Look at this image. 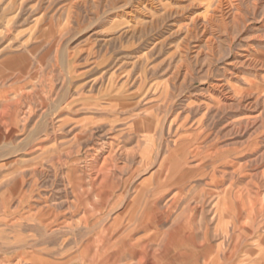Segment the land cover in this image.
I'll list each match as a JSON object with an SVG mask.
<instances>
[{
	"label": "rangeland",
	"instance_id": "rangeland-1",
	"mask_svg": "<svg viewBox=\"0 0 264 264\" xmlns=\"http://www.w3.org/2000/svg\"><path fill=\"white\" fill-rule=\"evenodd\" d=\"M0 264H264V0H0Z\"/></svg>",
	"mask_w": 264,
	"mask_h": 264
}]
</instances>
